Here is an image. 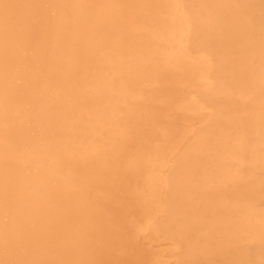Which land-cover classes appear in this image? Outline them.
I'll return each mask as SVG.
<instances>
[{"label": "bare ground", "instance_id": "1", "mask_svg": "<svg viewBox=\"0 0 264 264\" xmlns=\"http://www.w3.org/2000/svg\"><path fill=\"white\" fill-rule=\"evenodd\" d=\"M0 264H264V0H0Z\"/></svg>", "mask_w": 264, "mask_h": 264}, {"label": "rangeland", "instance_id": "2", "mask_svg": "<svg viewBox=\"0 0 264 264\" xmlns=\"http://www.w3.org/2000/svg\"><path fill=\"white\" fill-rule=\"evenodd\" d=\"M147 4V3H146ZM146 4L145 5H142V7H140V9H135V14L133 15V16H131V23H130V25H131V27H132V29L134 28V25H136L137 23L136 22H138L139 20H140V17L142 16H144V10H145V7H146ZM139 8V7H138ZM133 10V9H132ZM140 10V11H139ZM136 23V24H135ZM132 32H134V31H132ZM133 34V33H132ZM129 35H131V34H129V32H127L126 34H124L123 36H122V38H121V40H122V42L124 43V39L127 37V36H129ZM123 43H122V45L118 48L119 50H121V48H122V46H123ZM124 48V47H123ZM123 50V49H122ZM129 50V49H128ZM125 52V49L123 50V52L121 51V53H120V55L121 56H123L122 54ZM119 55V56H120ZM95 68H93V70H94ZM96 70V69H95ZM78 154V155H77ZM84 154H85V152H82V151H79L78 153H76V155L78 156V157H74L75 158V160L73 161V164H74V166H78V167H80L81 169H83V170H85V169H87V170H89V171H92L93 173H97L98 174V172H100L101 174L100 175H105V176H109L110 174H111V172L113 173V172H115V171H118L119 170V168H117L114 164H110L111 162H110V160L109 159H104V160H100V158H97L96 156L95 157H90V156H84ZM87 155V154H86ZM94 158V159H93ZM90 161H89V160ZM96 160V161H95ZM135 160V159H134ZM107 161H108V163H107ZM115 162H116V160H114ZM124 161H128V162H130L131 160H124ZM82 163V165H81V163ZM91 162V163H90ZM93 166H95V167H93ZM99 166V167H98ZM131 164H127V165H123V167L120 165L119 167H122V169H132L131 168ZM92 168V169H91ZM94 168V169H93ZM98 169V170H97ZM95 170H97V171H95ZM100 170V171H99ZM133 170H135V169H133ZM113 176H114V174H113ZM86 183V182H85ZM96 186H98L99 188L97 189L98 191H99V195L100 196H105V195H107L106 197H107V201H105V203L107 204L108 203V201L110 200L109 198H108V194H107V192H108V190L106 189V188H104L103 186H100V185H96ZM114 193V192H113ZM110 198H112L111 196H110ZM125 199H126V197H124ZM127 200V199H126ZM126 200H125V203H126ZM110 202H112V201H110ZM105 203H104V205H105ZM123 203H124V201H123ZM122 203V204H123ZM122 204H120V205H117L120 209H127V207H125V206H123ZM106 208H107V206H106ZM107 218V217H106ZM107 222H108V220H107ZM108 225H109V222H108Z\"/></svg>", "mask_w": 264, "mask_h": 264}]
</instances>
